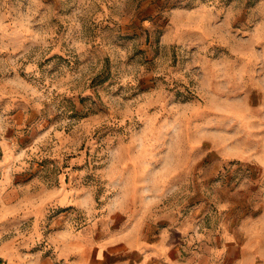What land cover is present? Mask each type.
<instances>
[{"label": "rangeland", "instance_id": "374dc122", "mask_svg": "<svg viewBox=\"0 0 264 264\" xmlns=\"http://www.w3.org/2000/svg\"><path fill=\"white\" fill-rule=\"evenodd\" d=\"M143 262L264 264V0H0V264Z\"/></svg>", "mask_w": 264, "mask_h": 264}, {"label": "crops", "instance_id": "0c3cea01", "mask_svg": "<svg viewBox=\"0 0 264 264\" xmlns=\"http://www.w3.org/2000/svg\"><path fill=\"white\" fill-rule=\"evenodd\" d=\"M145 262H146V261H145ZM145 262H143V264H144ZM148 264H150V263H148ZM152 264H156V262H153Z\"/></svg>", "mask_w": 264, "mask_h": 264}]
</instances>
